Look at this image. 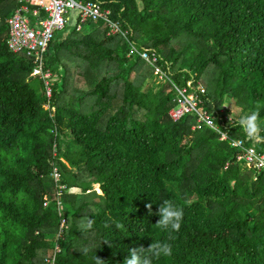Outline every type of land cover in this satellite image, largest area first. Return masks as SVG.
Wrapping results in <instances>:
<instances>
[{"label": "trees", "instance_id": "obj_1", "mask_svg": "<svg viewBox=\"0 0 264 264\" xmlns=\"http://www.w3.org/2000/svg\"><path fill=\"white\" fill-rule=\"evenodd\" d=\"M73 1L108 10L179 85L200 83L227 137L264 152V140L225 121L232 103L259 110L264 129V0ZM18 6L0 0V264H124L132 247L167 239L155 226L165 200L183 220L172 256L153 264H264V174L244 169L216 132L193 129L194 115L174 122L170 86L151 89L152 69L100 20L70 12L54 32L47 97L32 59L6 48Z\"/></svg>", "mask_w": 264, "mask_h": 264}, {"label": "built area", "instance_id": "obj_2", "mask_svg": "<svg viewBox=\"0 0 264 264\" xmlns=\"http://www.w3.org/2000/svg\"><path fill=\"white\" fill-rule=\"evenodd\" d=\"M19 6L6 20L7 39L6 48L12 55L25 54L32 59L33 71L31 77H39L46 86L47 97H50L51 88L47 83L50 77L48 71L43 70V61L48 43L51 41L54 32L62 29L68 22L70 12H76L79 24L87 20H100L107 26V35H119L124 38L130 49L129 56H136L152 69V79L160 84L169 85L173 92V107L169 110L170 118L176 122L185 115H194L196 125H203L218 134L219 141H227L231 148L237 150L236 162L247 171H254L256 174H264V152L257 151L253 147H244L242 141L227 137L214 122V117L204 108L205 90L200 83L193 80L186 85H179L173 80V74L167 63L159 55L150 49H139L137 44L127 37L128 32L123 31L117 21L108 18V10H102L95 2L78 3L73 0H11ZM77 25L76 29H79ZM213 123H209V121ZM226 122H231L225 118ZM57 184L59 192L65 187L59 185L61 179L56 169L50 174ZM256 181V179H254ZM58 209L62 210V204L58 199ZM47 205L44 199L43 206ZM61 225H65V218H61ZM58 251V249L56 248ZM54 263L53 260H46Z\"/></svg>", "mask_w": 264, "mask_h": 264}, {"label": "clouds", "instance_id": "obj_3", "mask_svg": "<svg viewBox=\"0 0 264 264\" xmlns=\"http://www.w3.org/2000/svg\"><path fill=\"white\" fill-rule=\"evenodd\" d=\"M226 107V106H225ZM213 123V121H209ZM237 126L240 127L249 140L256 142L264 140V129L260 125L259 110H253L242 116L237 121ZM149 213H151L152 205H146ZM156 215L159 217L155 226L167 233V239L162 241H153L147 248L143 245L132 247L129 250L128 256L124 260V264H153L154 258H167L173 254V246L171 241L175 239L174 233L179 232L183 220V210L172 200L163 201ZM91 224L89 223V227ZM121 227V225H117ZM107 243V242H106ZM96 264H104V261L95 257Z\"/></svg>", "mask_w": 264, "mask_h": 264}, {"label": "rangeland", "instance_id": "obj_4", "mask_svg": "<svg viewBox=\"0 0 264 264\" xmlns=\"http://www.w3.org/2000/svg\"><path fill=\"white\" fill-rule=\"evenodd\" d=\"M147 85L153 89L154 91H157L160 89V84H157L154 80H149ZM226 108L229 110V116L227 118L230 119V121H238V119L240 118V116L246 114L245 112H242L241 110L237 109L236 107L233 106L232 103H229ZM71 193H77V194H80V190L78 189H71L70 190ZM92 199V198H91ZM82 201V197L79 201V204L81 203ZM49 239H54V241L56 240L57 238V235H50L48 236Z\"/></svg>", "mask_w": 264, "mask_h": 264}]
</instances>
